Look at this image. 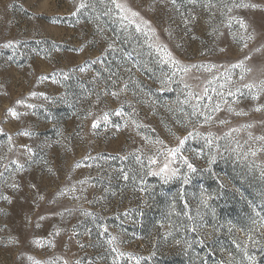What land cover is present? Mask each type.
<instances>
[{
    "label": "rangeland",
    "instance_id": "1",
    "mask_svg": "<svg viewBox=\"0 0 264 264\" xmlns=\"http://www.w3.org/2000/svg\"><path fill=\"white\" fill-rule=\"evenodd\" d=\"M222 3L231 0H0V192L12 199L0 200V264H264V142L248 137L264 135L254 110L264 94L253 100L241 86L264 79V54H251L241 80L231 65L247 50L238 25L227 27L229 15L260 14H225ZM208 131L212 146L195 135ZM189 132L171 165L181 174L147 175ZM181 155L204 169L189 183Z\"/></svg>",
    "mask_w": 264,
    "mask_h": 264
},
{
    "label": "snow or ice",
    "instance_id": "2",
    "mask_svg": "<svg viewBox=\"0 0 264 264\" xmlns=\"http://www.w3.org/2000/svg\"><path fill=\"white\" fill-rule=\"evenodd\" d=\"M161 2H163V0H161ZM171 3L173 5H175L176 0H171ZM205 7L211 8L214 7V5L206 4L204 5ZM80 8H84L85 4L84 3H80L79 5ZM118 8H121V5L117 4ZM222 8L223 9H227V13L225 14H231L233 13L234 9H246V10H258L259 14H260V18L259 21H257L255 19V17L249 21L248 19L245 18V16L241 15V16H236V15H229L228 16V24L227 27L231 28L233 26V21L235 22L236 25H238L239 29L241 30V34L239 35V39L238 42L242 44V49H246L247 51L243 52V59H238V62L236 64L231 65L232 68H240L241 69V74H240V79L244 80L245 79V71L247 72H251L252 70L250 68L245 69V61L249 60L251 58V54L252 53H262L264 54V2L261 3H257L254 2V0H231V3H222ZM122 11H124V9H122ZM132 17H135L138 15L137 12H132L131 13ZM125 19H128V17H124ZM132 20H129V23H132ZM136 30L137 31H141V28L139 25L136 26ZM220 35H223V33H220ZM233 39H237V33H233ZM255 42V44H252V46L250 47V42ZM94 42V41H93ZM4 47H12V43L11 41L4 44ZM109 48L112 47L111 44L108 45ZM80 51H83V48L80 49ZM221 52H224L225 49H220ZM169 58H171V53H168ZM173 63H179L178 61H173ZM195 67V65H194ZM212 67H215L214 65ZM81 72L85 71V69L83 67H81L79 69ZM211 69H209L210 71ZM185 72H187V69L184 70ZM262 74H264V67H262L261 69ZM65 77L67 76V74H64ZM171 79V77H169V80ZM187 86V85H186ZM244 88H247L250 92H252V99L253 100H259L261 95L264 94V79H261L259 81V83H245L241 85ZM253 90H255L253 92ZM237 91H239V88L237 89ZM33 95H35V93H33ZM113 96H117L118 93L113 92L112 93ZM229 95H234V93H229ZM46 99H48L46 97ZM54 102V101H53ZM17 103H19V101H17ZM29 108L34 107L33 105H28ZM230 112L235 111L233 108L229 107L228 109ZM257 112H261L264 111V104H259L255 107L254 109ZM9 113H11V115L16 116L17 118H19V113H17L14 109L9 108L7 110ZM235 114L240 116V115H247V113L243 112V111H235ZM103 119L105 122L108 121V114L105 113L103 116ZM211 117H206V121L210 120ZM133 123H135V121H133ZM220 124H226L227 121L225 120H219ZM93 127H98V123H94ZM138 127V126H137ZM245 128L251 129L253 127V125L251 123L244 125ZM232 131H239V129H232ZM22 135L24 136H31L32 132L30 131H24L22 133ZM194 133L189 132L187 134V136L184 139H181L179 137H177L178 140V146L172 149H168L167 150V154L165 157V163L163 165V167L159 168V170L157 171H149L147 173V175H159L161 176L162 180L164 183H167L169 180L177 177L178 175H180V168L178 167H171V165L175 162L176 159V155L178 153H180L181 148L180 146H182L184 144V140L187 139L188 137L193 136ZM195 135L197 137H201L205 140L206 146H212L214 143V139H216V137H214L213 133L211 131H208L206 133V135H202L201 133L197 132L195 133ZM225 135L227 136H231V132L226 133ZM248 137L249 139H253V140H257V141H261L264 142V135H260V136H253L252 132L248 133ZM9 143H11V137H9ZM218 147V145H217ZM23 148V155L26 157L25 159V163H27L28 161L33 160V156H34V152L33 149L30 146L24 145L22 146ZM11 150V149H10ZM260 151L264 152V147H262L260 149ZM251 155L255 156L256 155V151L255 150H251ZM218 154V153H217ZM194 155L196 156H200L203 155L202 152H197ZM168 157H171V159H168ZM216 156L215 155H211L208 157L207 159V164H208V170H211V165L215 162ZM13 164L16 165V171L17 172H21L24 171V164L18 163L17 161H12ZM44 163H47L46 161ZM150 164H155L156 161L154 159H150L149 160ZM180 163L182 165H186L188 171L186 173H183V180L184 183H189L191 181L192 178V174L197 173L198 171H203L204 169H198L194 163L189 162L188 158L185 156L181 155L180 158ZM52 170L49 168V172H51ZM264 174V173H262ZM0 175H2V173H0ZM125 179H127V175H125L124 177ZM81 183H85L84 181H81ZM9 188H11L13 191H19L21 189V184L16 181L15 179H13L11 181V183H9L7 185ZM29 189H35L37 191V198L40 201H43L45 199V197L43 195L39 194V191L37 189V186L35 184H31L29 183L28 185ZM142 192L143 191H147L146 188H141L140 189ZM58 195H64L63 192H59ZM0 200L6 201L7 203L11 204L12 203V199L7 196L4 195L2 192H0ZM208 197H205L203 200V203H207ZM51 203H56L55 200H51ZM38 206V205H37ZM0 214H6L3 212L2 209H0ZM84 215H92L91 213L88 212H84ZM127 215V213H125ZM46 219V217L44 215H39L38 216V220L39 221H44ZM25 225L28 224H32L33 221L32 219L25 215L23 217V221H22ZM36 227H40L39 223L35 224ZM99 228L102 229L101 234L106 233L108 231L107 226L105 225H98ZM75 234V233H74ZM53 236H57L60 235V230L58 229L57 231H55L53 234ZM78 235V234H75ZM209 236H211V233L208 234ZM71 239V237H70ZM252 238L249 237V240H251ZM117 238L115 236L111 237L107 243L108 245L111 247L112 252H117V249L115 247H112V245H114L116 243ZM19 241L16 239H10L9 243H18ZM201 243H203L204 241L201 240ZM49 243L51 244L52 242L49 241ZM253 245H255V241H252ZM239 246V245H238ZM245 248L247 247V242L245 243ZM81 247H83V245H81ZM120 255H124V253H120ZM245 255H247V252H245ZM248 261L249 264H255V257L254 256H248ZM65 264H68V262H65ZM75 264H80V261H75Z\"/></svg>",
    "mask_w": 264,
    "mask_h": 264
}]
</instances>
